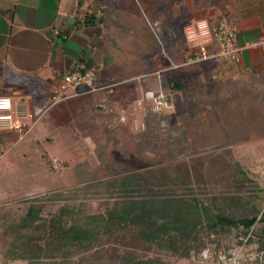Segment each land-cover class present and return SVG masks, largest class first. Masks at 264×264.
Returning a JSON list of instances; mask_svg holds the SVG:
<instances>
[{
  "label": "rangeland",
  "instance_id": "1",
  "mask_svg": "<svg viewBox=\"0 0 264 264\" xmlns=\"http://www.w3.org/2000/svg\"><path fill=\"white\" fill-rule=\"evenodd\" d=\"M134 2L139 8L138 16H141L142 26L149 30L152 26V36L155 43L159 44L161 56L165 60L168 59V69L160 80L161 88L168 90L167 76L178 79L187 86L180 91H170L173 109L171 113L159 116V123L155 118L149 117L145 106L142 109L139 105L133 106L124 112L126 115H121L115 108L114 113H104L100 118H80L81 123L85 121L80 131L93 138L92 147H87L86 144L82 146L81 143V147L77 149L72 147L71 140L53 144L49 149L44 144L40 151L39 147L35 146L36 153L46 157L47 154L59 157L68 155L70 159L84 157L75 164L76 166L81 162L88 163V156L96 158L92 170L90 165L87 166L90 171L86 174L87 178L93 179L91 181L78 177V182L75 178L74 186L76 189L80 188L77 190L80 192L77 198L72 195L65 196V188L58 191L59 195L51 190L38 192L39 188L45 185L39 182L41 177L37 182H25L26 187L23 186L22 193L30 192L32 186H35L32 188L31 198L21 200L13 207L14 212L0 213V264H85L79 262V255H89L90 260L94 257L91 254L99 251V248L105 251L110 260H116L118 257L131 260L157 257L172 264H218L220 255L226 254L230 249H236L240 244L237 237L247 234V230L240 227V220L254 215H258L257 218L261 216L264 208V140L245 144L234 143L225 129L226 138L223 144H219L218 140L210 142L211 136L218 134L214 132L217 128L214 121L220 120L217 107L231 100L232 97L226 95H229L233 86L230 80L218 79L213 74L214 71H210L209 62H190L189 57L183 60L187 55V44L199 42H188L183 33L185 25L197 18V15L212 16L215 11L222 12L225 14V20L235 23L249 14L259 13L264 27V0ZM146 4H150V7L147 8ZM133 33L134 31L131 32ZM176 67H181L182 71L184 69L185 78H179L180 68ZM92 119L97 120L95 127L90 125ZM204 125L213 130L211 135L208 133V142H203L205 139L202 141L203 136L200 135ZM72 136L70 132L65 137L71 139ZM104 140L108 142L103 143ZM98 143H101L103 148L96 151ZM59 162L61 163L58 160L57 166ZM63 165L65 172L70 171L72 167L74 172L76 167L65 160ZM87 167L84 169L87 170ZM129 173H137L139 176L133 180V188L136 190L130 195L127 192L119 193L121 190L117 188L107 187L104 190L99 186V183L117 178V175ZM66 174L68 175L65 177L72 178V173ZM82 174L84 173L80 172L79 175ZM94 181L98 186H93ZM68 182H64V187L68 186ZM16 185L19 190L23 183ZM144 193L153 195L157 200H183L184 208H187L190 214L193 213L196 227H187L183 236L172 232L173 242L165 248L160 246L161 243L144 241L140 235L142 231L139 223L132 220L130 223H116V229L94 238L95 240L89 243V249L78 255L79 242L69 243V240L63 239L62 228L71 224V213L64 214L63 218L61 216V225L55 224L56 200L53 198H59L58 204L69 210L72 205H77L82 209L78 214L86 215L91 212L87 211L88 206L96 204L97 214H101L105 212L106 207H113L115 200L126 203L132 195L139 197ZM60 195H63V198ZM35 203L40 206L41 216L36 222L37 227H19L29 206ZM188 212L185 215H188ZM78 214L75 217L79 216ZM222 218L231 222L221 221ZM253 230L254 238L249 240L247 248L264 253V249L258 248L261 241L258 240L261 223L256 222ZM74 243L75 248L69 249ZM187 247H190L189 253L185 251ZM73 250L76 254L71 252Z\"/></svg>",
  "mask_w": 264,
  "mask_h": 264
},
{
  "label": "crops",
  "instance_id": "2",
  "mask_svg": "<svg viewBox=\"0 0 264 264\" xmlns=\"http://www.w3.org/2000/svg\"><path fill=\"white\" fill-rule=\"evenodd\" d=\"M88 14L95 15V19L85 24ZM258 14H249L237 23L231 21L238 25L241 42L252 43L237 63L219 57L201 62H209L210 71L218 79L230 80L233 86L226 95L231 100L217 107L220 120L214 121V132L218 134L211 136L210 142L218 140L223 144L225 129L234 143L264 140V27ZM138 15L134 0H0V96L10 97L13 119L21 124L17 128L0 122V213L12 212L21 200L31 198L35 186L31 193H22V188L26 187L25 182L39 177L45 185L40 184L38 192L51 190L59 195L65 188V196L79 197L73 167L67 170L72 178L65 177L68 174L63 160L75 165L84 157H46L37 154L35 146L40 151L44 144L49 149L53 144L71 140L74 148L81 147V143L92 147L93 138L80 131L85 122L81 123L80 118H100L104 113H114L115 108L126 115L124 112L133 106L142 109L143 102L148 101L145 91L164 90L160 80L168 69V59L161 56L151 24L148 23L150 30L143 27ZM224 17L215 11L212 16L199 14L192 21ZM48 29L49 35L45 33ZM194 46L187 44V49L195 52ZM74 68L95 72V90L85 86L68 88L66 98L53 103V89L61 76ZM176 68H180L179 78H185L184 69ZM96 121L92 119L90 125L95 127ZM204 127L200 135L203 142H208V133L211 135L213 130ZM70 132L71 139L65 137ZM91 158L88 156L87 160L90 159L92 170L96 158ZM53 159L62 165L59 162L56 167ZM66 181L69 184L64 187ZM21 183L18 190L16 184ZM54 199L56 226L61 225L64 214L71 213L74 219L82 210L77 205L66 209L58 204L59 198ZM156 208L158 205L153 204L152 210ZM86 209L91 211L89 214L98 213L96 204ZM118 211L125 212L126 207Z\"/></svg>",
  "mask_w": 264,
  "mask_h": 264
},
{
  "label": "trees",
  "instance_id": "3",
  "mask_svg": "<svg viewBox=\"0 0 264 264\" xmlns=\"http://www.w3.org/2000/svg\"><path fill=\"white\" fill-rule=\"evenodd\" d=\"M94 19H95V15L93 14L86 15L84 20L85 24L92 23ZM184 42L186 43L185 40ZM190 49H187L188 56L186 55L185 59L183 60H186L187 57L191 58L192 56H194V52H190ZM166 81L169 84L168 86L169 91H175V92L176 90L180 91L187 86L186 83L175 78H170V76L166 77ZM143 105L146 107V110L149 112L148 113L149 117L153 119L155 118V121L157 123H159V120H157L159 116L161 117L164 116V114L171 113V110L159 111V112L153 111L150 107L149 101L143 102ZM102 148H103L102 144L98 143L96 151ZM87 166H89L87 162H81L77 164L76 167H74L75 176L78 182H79L78 177L92 181L93 178L90 177L87 178V175L89 174L88 172H90ZM86 167L87 170L84 169ZM80 172H83L84 174L80 176L79 175ZM138 177L139 176L137 173H129L120 176L117 175V178L106 180L105 182H103V184L99 183V186H102L104 190H106L107 187H112L113 189L117 188L121 190L119 191V193L127 192L128 195H130V193H133L132 191L136 190L133 188V180L137 179ZM93 183L95 186H98L96 181H94ZM128 199L129 200L126 203L121 200L119 201L115 200L112 205L113 207H115V209H113V207L111 208L106 207L105 212L101 214H86V215L78 214L79 216L77 217L74 216V219L72 220V224H70L68 227L64 226V228H62V232L64 231L63 239L69 240V243L79 242V245L77 247L80 249L78 253L79 255L80 252L87 251L89 249V243L91 241H94L97 237H99L100 234H104L106 231L113 230V228L116 229L117 228L116 223H120V224H124L127 222L130 223V221L132 220V222L139 223L141 225L140 231H142V233L140 235L142 236L141 238L144 241L157 242L159 244L161 243L160 246L166 248L170 242H173L172 240L173 236H171L172 232H175V235L183 236V231L187 227L192 226L193 228L196 227L197 225L193 219V213H191L192 214L191 216L187 208L186 209L184 208L185 205L183 204L184 202L183 200L182 202L176 199L174 202H171L164 198H159L157 200L156 197H153V195L150 196V194L147 193H144L142 196L139 197H134L132 195ZM153 204L158 205V208H156V210H152ZM122 207L123 208L126 207L125 212L118 211V208H122ZM186 212H188L189 214L187 213L188 215H185ZM257 216L258 215H254L251 218L248 219L244 218L243 220H240V227L248 231L251 229L252 226H254L256 222H260L261 234L258 240L261 239V241H259L260 244L258 248L264 249V208L262 210L261 216L259 218H257ZM40 217H41L40 206H37L36 203L33 206L30 205L28 208V212L23 217V221L19 227L23 229H30L33 227H37L36 222L40 219ZM220 220L227 221L228 223L231 222V220L229 219L222 218ZM84 222L85 224H83ZM75 244L76 243L70 245L69 249L75 248ZM99 249H100L99 251H96L91 254L94 255V257H91L90 260L88 259L89 255H85V254L79 255L78 258L79 262L81 261L85 264H172L168 261L159 259L157 257L147 258V259H132V260L127 259L125 257H118L116 260L114 259L110 260L111 258L105 255L104 253L105 251L102 248ZM189 250L190 247H187V249L185 250L186 253H189ZM71 252L76 254L74 250ZM95 258H99V259H95Z\"/></svg>",
  "mask_w": 264,
  "mask_h": 264
},
{
  "label": "built area",
  "instance_id": "4",
  "mask_svg": "<svg viewBox=\"0 0 264 264\" xmlns=\"http://www.w3.org/2000/svg\"><path fill=\"white\" fill-rule=\"evenodd\" d=\"M183 35L188 42L199 41L194 46L195 52L193 51L194 56L189 58L190 62L219 57L231 63H237L244 50L252 45L250 41L241 42L238 25L224 18L191 21L185 25ZM95 75L92 69L79 68L63 74L58 86L52 91L53 103L66 98L65 92L68 88L85 86L89 90H95L93 86ZM144 98L149 101L151 109L156 112L169 111L174 106L171 94L162 89L148 90ZM0 122L17 128L21 127V124L13 119L12 101L8 96H0ZM53 164L57 166L56 159H53ZM253 228L254 226L246 232V235L241 234L237 237L240 244L236 249H230L226 254L220 255L218 264H262L263 251L247 248L250 244L249 240L254 238Z\"/></svg>",
  "mask_w": 264,
  "mask_h": 264
},
{
  "label": "water",
  "instance_id": "5",
  "mask_svg": "<svg viewBox=\"0 0 264 264\" xmlns=\"http://www.w3.org/2000/svg\"><path fill=\"white\" fill-rule=\"evenodd\" d=\"M49 31H50V30L48 29V30H46V32H45V33L49 35Z\"/></svg>",
  "mask_w": 264,
  "mask_h": 264
}]
</instances>
